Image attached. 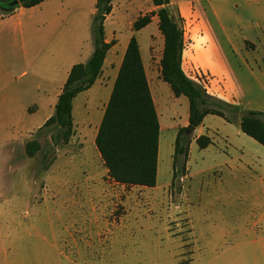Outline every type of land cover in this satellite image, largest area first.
I'll return each instance as SVG.
<instances>
[{"label": "rangeland", "instance_id": "374dc122", "mask_svg": "<svg viewBox=\"0 0 264 264\" xmlns=\"http://www.w3.org/2000/svg\"><path fill=\"white\" fill-rule=\"evenodd\" d=\"M77 1L82 13L89 0ZM59 7L51 0L0 18V264H264V145L240 131L237 116L208 114L210 144L199 148L191 133L186 172L170 185L188 101L158 80L153 187L108 177L94 144L99 114L44 125L53 114L36 86L44 51L30 44L25 24ZM153 31L150 25L138 36L142 49ZM160 43L162 35L152 42L155 58ZM249 96L263 101L255 87ZM29 140L39 144L32 156Z\"/></svg>", "mask_w": 264, "mask_h": 264}, {"label": "crops", "instance_id": "0c3cea01", "mask_svg": "<svg viewBox=\"0 0 264 264\" xmlns=\"http://www.w3.org/2000/svg\"><path fill=\"white\" fill-rule=\"evenodd\" d=\"M50 1L43 0L28 8L45 5ZM95 3L96 0H89L80 13L78 9L81 8V1L60 0V7L54 9L51 15L47 16L45 12L42 14L41 9L39 17L31 16L26 20L27 39L31 38L30 44L34 48L44 51V58L37 64L40 77L36 86L37 90L41 91L40 102L53 106V110L70 67L74 63L86 62L93 50L90 25ZM111 5L103 23L104 39L115 40V43L107 50L100 73L93 84L78 92L72 100V118L77 116L78 121L83 115L86 120L97 114L102 117L128 40L133 34L139 44L150 93L155 109L157 108L154 87L161 79L159 61L163 37L160 50L156 53L157 58L151 47L152 42L162 35L158 29V18L153 14L150 22L144 27L139 30L132 28V23L137 17L155 10L156 7L151 0H112ZM169 6L185 20L191 31L187 38L186 33L182 31L183 72L191 79L197 80L201 77L202 82L197 81L205 87L208 94L227 103L236 104L243 110L264 113V0H169ZM22 8L25 7L18 6L9 13L0 15V18H9L19 9L22 11ZM15 22L21 25L19 20ZM150 25H153L154 31L142 49L138 36L149 29ZM252 87L261 92L263 101L250 98ZM50 94L52 97H48ZM34 105L38 109V102ZM207 116L208 114L193 129V132L197 131L195 137L206 133ZM99 122L95 126V132ZM238 122L239 119L236 121L239 126ZM158 158L159 140L156 177Z\"/></svg>", "mask_w": 264, "mask_h": 264}, {"label": "trees", "instance_id": "16d2710c", "mask_svg": "<svg viewBox=\"0 0 264 264\" xmlns=\"http://www.w3.org/2000/svg\"><path fill=\"white\" fill-rule=\"evenodd\" d=\"M21 7H32L43 0H18ZM112 0H96L90 34L93 50L86 62L74 63L67 74L54 105L53 114L44 121L59 124L72 123V100L74 96L89 88L100 73L107 50L115 40L105 41L104 19L111 10ZM155 10L137 17L133 30L148 24L156 14L158 29L163 37L162 54L159 61L160 77L174 96L184 95L188 101L187 126L195 128L205 115L215 114L228 122L239 119V129L244 134L264 145V113L243 110L238 105L224 102L206 92L198 81L188 77L181 68L183 32L181 17L169 6V0H151ZM10 12V11H9ZM0 10V15L7 14ZM231 115L233 117H231ZM180 127L175 135L172 153V180L186 172V160L191 132ZM159 120L150 93L143 67L139 44L133 34L128 40L123 59L115 77L108 101L97 127L94 144L108 176L124 186L153 187L156 183ZM199 148L207 147L211 139L206 134L195 137ZM39 148L36 140L25 144L27 155L32 156Z\"/></svg>", "mask_w": 264, "mask_h": 264}, {"label": "water", "instance_id": "95a60500", "mask_svg": "<svg viewBox=\"0 0 264 264\" xmlns=\"http://www.w3.org/2000/svg\"><path fill=\"white\" fill-rule=\"evenodd\" d=\"M19 1L18 0H0V10L4 12H9L12 11L13 9L17 8L19 6ZM192 126H187L186 127V132H191L193 131Z\"/></svg>", "mask_w": 264, "mask_h": 264}]
</instances>
